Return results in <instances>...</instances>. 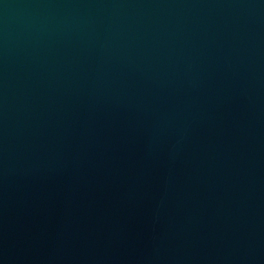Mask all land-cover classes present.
<instances>
[{"label": "water", "instance_id": "95a60500", "mask_svg": "<svg viewBox=\"0 0 264 264\" xmlns=\"http://www.w3.org/2000/svg\"><path fill=\"white\" fill-rule=\"evenodd\" d=\"M0 264H264V0H0Z\"/></svg>", "mask_w": 264, "mask_h": 264}]
</instances>
